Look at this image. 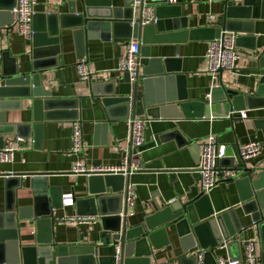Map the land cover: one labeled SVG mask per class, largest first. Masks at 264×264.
<instances>
[{
	"label": "crops",
	"instance_id": "obj_1",
	"mask_svg": "<svg viewBox=\"0 0 264 264\" xmlns=\"http://www.w3.org/2000/svg\"><path fill=\"white\" fill-rule=\"evenodd\" d=\"M126 0H110L112 8L123 7ZM180 8V19L185 20V29L164 31H152L145 38L150 43L146 47L152 58L172 59L173 69H180L184 75L179 89L180 98L185 96L188 103H204V106L195 107L190 112L203 114L199 119L179 118L174 110H168L165 118L150 120L145 132V144L136 153L129 146V133L125 120H108L105 110L100 105L101 93L113 90L116 96H127L130 94L131 85L122 81L123 73L118 70L121 57L126 54L131 39L124 38L127 29L123 27L109 41L90 40L87 41L85 58L91 78L85 84L80 83L76 64L79 59L76 55L72 40V32L75 30L76 20L71 18L70 10L75 13L81 12L79 0H37L34 6L35 20L34 28L41 30L45 28V17L47 15H64L68 30L59 31V43L57 45V65L46 69L39 74V85L47 100L46 107L51 111L63 114L69 111L73 103L78 105L76 115L78 119L64 122L59 120L43 123L38 132L39 140L33 145V140L18 142L16 136H3L4 146L8 143L16 149L12 163H0V214L4 213L10 203V194L7 192L5 175H22L20 186L15 189V207H33L35 195L39 190L59 188L58 194H71L73 203L87 195V177L74 176L70 174V168L74 161L82 160L91 166H117L126 155H131V170L129 174V185L134 189L133 207L127 211L128 226L142 223L143 219L150 213L157 211L156 205L181 201L182 203L196 199L201 189L199 186V175L196 172L200 162L199 145L208 136H213L218 143L227 146L229 158L236 156L237 146L250 142L261 143V153L258 157L248 160L245 165L253 168L264 162V109L263 102L259 99L264 96L257 95L259 80L264 76V20L250 21L252 23L253 35L255 36V54L258 58L255 62L246 59L245 48L236 47L239 57L232 71H222L217 79L211 81L207 74V63L204 57L206 49L213 36L208 28L219 27L220 19L224 12V1L222 0H176ZM208 16H214V21L209 22ZM59 22V21H58ZM64 23V22H63ZM173 27V26H171ZM188 32V34H187ZM233 33V32H232ZM42 34V33H40ZM237 37L244 34L234 33ZM247 46L248 43L243 44ZM36 57H44L58 52L53 46L47 45L42 37L25 40L20 37L16 30L5 25L0 28V66L5 61L6 70L11 71L13 62L2 57L3 52H8L9 57L14 60L20 74L31 72L33 54ZM47 59V58H46ZM261 63L262 68L259 67ZM52 64L44 63L42 67ZM114 81H116L114 83ZM118 81V82H117ZM221 81L226 88L242 93L244 96V110L235 111L227 102H218L217 94H213L219 88ZM111 83V86H110ZM3 83L1 82L0 85ZM99 85V86H97ZM95 87L92 89V87ZM213 94V96H212ZM212 96L213 102L207 100ZM253 97L250 106L245 102L246 97ZM40 99V100H41ZM211 99V98H209ZM75 101V102H74ZM44 106V105H43ZM31 100H22L20 110L6 111L4 113L7 124H26L34 119L31 109ZM41 107V108H40ZM36 109V118L42 115V106ZM58 107V108H54ZM241 107V106H238ZM244 111L246 117L240 118V112ZM239 112V113H238ZM71 113V112H70ZM115 114L113 116H117ZM169 117V118H168ZM78 124L82 131V139L85 149L80 155L71 153L70 134L73 124ZM100 125V126H99ZM9 131V130H6ZM2 133V132H0ZM169 133H177L175 137H162ZM186 142V143H185ZM137 154V155H136ZM228 160L219 168V183L208 194L210 206L217 214L235 209L243 222V241H253L255 245V259L257 264H264V225L260 229L252 227L248 216H243L239 209L242 196L248 190L237 188L234 181L229 180L235 174L228 172ZM235 164L239 165V161ZM264 168V164L262 165ZM32 174H47L46 183L40 181L36 188L30 181ZM39 189V190H38ZM124 190L122 191V193ZM110 194V193H109ZM49 198V197H48ZM50 202L48 203V205ZM40 203L37 205L39 206ZM42 204L38 212L45 213L53 209L50 205ZM104 209V208H103ZM53 218L62 216H75L77 209L61 207L53 209ZM86 213L84 207L81 213ZM85 216V215H77ZM90 224H64L54 223L51 228L52 242L60 246L94 245L96 257H110L114 254V247L105 246L107 242L106 233L102 231L100 216ZM37 231L35 222L21 221L19 223V244L22 247H41L37 242ZM44 239V236H43ZM41 241H44V240ZM167 241V242H166ZM155 247L149 257L150 264L170 263L189 264L188 260L178 259L183 255L181 245L173 228L167 230V238L163 235L155 237ZM199 248L193 247L186 252V258L194 257ZM234 258L228 257L225 248H216L211 256L205 258L204 264H215L218 257L230 259H244V244L230 248ZM243 264V263H241Z\"/></svg>",
	"mask_w": 264,
	"mask_h": 264
},
{
	"label": "water",
	"instance_id": "obj_2",
	"mask_svg": "<svg viewBox=\"0 0 264 264\" xmlns=\"http://www.w3.org/2000/svg\"><path fill=\"white\" fill-rule=\"evenodd\" d=\"M222 1H224V12L220 19V26L207 29L213 34L211 40L218 38L222 31L244 34V36L236 37V47L248 50L250 54H244L246 59L255 62L258 58L252 56L256 49L250 21L264 20V0ZM79 3L81 4L80 13L70 10L71 18L76 20L71 37L79 60L85 58L87 41L98 39L109 41L111 36H115V33H119L123 27L127 29V35L124 38L136 39L140 43L134 79L131 81L127 73H124L122 78V81L131 85L130 94L116 96L111 89L108 90L109 92L101 93L100 105L105 110L108 120H125L143 115L153 119L165 118L166 112L171 109L178 113L175 115L176 118L194 120L203 117L201 110L198 113L190 112L196 106L201 109L204 106L203 102L188 103L185 102V96L181 98L178 96L184 75L180 69H173L172 59L152 58L146 47L150 43L145 37L152 31L163 32V26L166 27L164 31L186 28L185 20L180 19V8L177 4L168 3V0H148L147 5L154 9L157 21L154 25L142 26L141 7L136 15L131 7L132 0H126L121 8H112L110 0H79ZM14 5L15 0H0V28L10 24L9 11ZM35 17L34 15L32 22L33 41L42 37L47 45L53 46L58 52L37 58L36 51H33L32 69L27 74L19 73L18 67L9 57L8 52L2 53L4 59L13 62V67L11 71H7L5 61L0 66V83H3L0 85V132H2L0 133V150L4 147L3 136L15 135L16 139L22 141L32 138L34 145L39 140L37 134L42 129L43 123L60 118L64 122L78 119L77 101L73 103L69 111L62 115L58 114V111H51L45 106L47 100L42 101L41 97L45 98V96L39 85L40 72L57 65L59 31L69 29L68 23H65L67 18L64 15L59 17L47 15L46 27L36 30ZM245 42L248 43L247 46L243 45ZM262 57H264V51ZM44 63L52 65L42 67ZM259 67L262 68L261 63ZM218 86L219 88L213 92L217 94L218 102L229 103L235 111L244 110L242 93L226 88L221 81H218ZM95 87L93 86L92 89ZM257 95L264 96V76L259 80ZM212 96H209L210 102L214 101ZM25 99L32 102L33 121L22 125L5 123L3 112L20 110L22 100ZM252 100H254L253 97H246L247 106H250ZM259 100L263 102L264 109V98ZM40 106L43 107L42 115L36 118L35 111ZM114 113L118 114V117L113 116ZM176 134H166L162 140L175 137ZM234 159H222L218 166L220 168L222 163L228 160L226 170L235 174L229 180L234 181L237 188L248 190L247 194L240 199L239 209L243 216L250 218L252 227L260 229L264 225V168L262 167L264 162L248 168L243 162L236 165ZM28 176L35 190L40 181L46 183L47 174ZM21 178L20 174H7L4 178L6 190L10 194V203L5 212L0 214V264H150L152 248H156L155 237L163 235L166 240L167 230L171 228L183 252L178 261L186 259L189 264L195 263V257L186 258L185 254L193 247L204 251V257L207 258L216 248L219 249L224 245L228 257L234 258L230 248L238 247L239 243L243 242V222L236 210L217 214L210 206L207 194L201 193L196 199L184 203L174 201L164 203L161 207L156 205L157 211L147 215L142 223L128 226L125 192L122 193V191L129 185V175L124 178L121 175L98 174L87 177L86 197L73 203L77 209V215L100 216L102 231L107 236L105 246L114 247V254L107 258H98L95 256L94 245H85L83 239L81 241L84 245L81 246H60L52 242L53 209L61 207L62 197L59 194L57 198L54 196L59 188L38 189L40 193L35 195L33 207H15V189L20 186ZM43 202L46 205L50 202L49 205L53 209L40 214L38 209ZM39 203L40 205L37 206ZM82 207L86 209V213H81ZM30 220L35 222L36 239L38 244L43 245L41 247H22L19 244V223ZM42 239L44 241H41ZM237 260L241 261L240 258Z\"/></svg>",
	"mask_w": 264,
	"mask_h": 264
},
{
	"label": "built area",
	"instance_id": "obj_3",
	"mask_svg": "<svg viewBox=\"0 0 264 264\" xmlns=\"http://www.w3.org/2000/svg\"><path fill=\"white\" fill-rule=\"evenodd\" d=\"M37 0H15V5L9 11L11 15L10 28L16 30L17 34L25 40H31L34 31L32 27L33 16L35 15L34 6ZM148 0H132L131 7L137 15L141 7L140 16L142 26L154 25L157 19L154 16V9L147 5ZM168 3L175 4L176 0H168ZM209 22L214 21V16H208ZM133 21H135L133 19ZM134 23V22H133ZM236 36L233 33L222 31L218 38L210 41L206 52L205 59L207 63V74L211 81L217 79L222 71H232L235 68V63L239 57L236 52ZM140 43L136 39H131L126 54L121 57L119 61L118 70L127 73L129 79L132 81L135 77L137 67V55L139 53ZM76 72L80 83L85 84L91 78V73L88 70L84 59L79 60L76 64ZM209 100V95L207 96ZM239 113V112H238ZM240 118L244 119L246 114L241 111ZM150 123V120L144 117L129 118L126 121L129 133V146L135 149L136 153L145 144V132ZM18 142H23L16 139ZM71 153L73 155H80L83 153L86 145L82 139V131L78 124H73L70 134ZM260 142H250L237 146L235 158L239 163H245L248 160L254 159L261 153ZM200 162L196 169L199 175V186L201 194H208L219 183V161L228 157L227 146L218 143L217 139L213 136H208L205 141L199 145ZM16 149L11 143L6 144L0 150V163H12L14 161ZM131 153L126 155L117 166H91L87 165L82 160H76L72 163L70 174L74 176H93L98 174H111L121 175L124 178L130 174L131 170H137L138 167L131 168ZM137 155V154H136ZM125 203L128 209L133 207L135 198L134 189L132 186L127 185L124 189ZM73 206V199L71 194L62 195V207ZM54 214V212H53ZM52 214V215H53ZM96 216H62L53 218L54 223L59 225L69 224H90L96 220ZM244 244V259L243 261L218 257L215 259V264H257L255 259V245L253 241L242 242ZM224 245L219 247L223 249ZM194 264H204V251H198L195 254ZM156 264H170V263H156Z\"/></svg>",
	"mask_w": 264,
	"mask_h": 264
}]
</instances>
